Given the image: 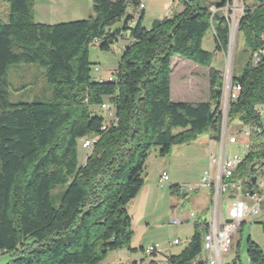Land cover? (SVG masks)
Masks as SVG:
<instances>
[{
  "label": "trees",
  "instance_id": "1",
  "mask_svg": "<svg viewBox=\"0 0 264 264\" xmlns=\"http://www.w3.org/2000/svg\"><path fill=\"white\" fill-rule=\"evenodd\" d=\"M3 1L8 15L0 20V254H12L6 264H103L109 252L128 247L127 204L143 185L149 149L158 147L164 156L203 133L218 140L222 73L210 66L213 54L201 43L211 29L215 50H227L230 26L222 8L232 0H178L180 11L149 27L141 25L143 11L133 17L138 0H93V16L54 24L34 21L33 0ZM251 2L236 33L243 44L239 54L247 55L241 72L232 73L239 90L228 122L238 125L255 121V106L264 103V0ZM128 7L132 13L126 15ZM120 38L127 42L117 72L91 81L89 45L100 40L99 49L109 51ZM174 55L208 68L207 101H171ZM14 63L42 67L53 87L50 99L10 102L7 71ZM259 133L264 138L260 124ZM85 139L91 145L81 144L86 159L78 161L77 141ZM251 140L232 176L244 189L253 186L252 166L264 159V142ZM58 186L65 188L53 194ZM205 230L204 222H195L187 244L169 261L198 260ZM246 252L249 264H264L253 241Z\"/></svg>",
  "mask_w": 264,
  "mask_h": 264
},
{
  "label": "rangeland",
  "instance_id": "2",
  "mask_svg": "<svg viewBox=\"0 0 264 264\" xmlns=\"http://www.w3.org/2000/svg\"><path fill=\"white\" fill-rule=\"evenodd\" d=\"M87 4H82L80 10L68 21L87 19L93 16V0H86ZM6 2L0 0V20L5 22L7 16L3 11ZM252 4L250 0H232V4L222 8L229 19V26L232 32H235L231 38V64L230 72L238 75L247 55L239 54L243 47L242 41L236 38V28L243 7ZM168 7L173 8V12L181 7L178 0H147L145 14L141 25L149 27L155 19H160L168 13ZM132 13V8L128 7L126 15ZM123 19L114 24L110 29L119 28ZM127 39L120 38L111 45L109 51L99 49L100 40L94 41L88 48L89 61L91 64L90 79L98 81L107 80L118 70L121 56L122 45L126 44ZM201 46L204 50L213 54L210 66L221 73L225 70V61L227 59V50L219 52L215 50V43L212 30L209 29L203 39ZM208 68L194 64L193 62L174 55L170 62V99L174 102H205L208 100ZM7 80L9 83V101L29 102L45 101L50 99L52 85L49 84L44 76V70L36 63H14L7 71ZM97 115L106 116L105 111L97 107H91ZM239 123L234 120L229 123L231 133H236ZM175 129L174 132H177ZM208 133H203L196 140L189 144L172 146L167 155L158 154V147H151L145 160L142 173L143 190L127 204V212L131 217L132 234L128 247H122L109 252L102 260L103 264H123L128 263L127 257L147 261L142 249L146 246L158 243L166 253L180 251L193 233L194 218L190 216L200 215V221L207 217V210L211 206V197L208 190L197 187L201 173L208 166ZM247 138L238 135V143L228 144L226 155L233 157L238 155L244 157L247 153L243 142ZM250 141V140H249ZM259 141L264 142V138ZM82 141H77V157L81 161L87 153V149L82 146ZM211 150L216 157L218 143L211 144ZM205 170L203 171V169ZM165 172L168 180L160 185L159 177ZM252 176H255L252 175ZM232 179V178H231ZM233 180V179H232ZM177 184V185H176ZM176 185L178 192L172 190L171 186ZM141 187V188H142ZM64 186H58L52 193H62ZM146 191V193L143 191ZM175 191V192H172ZM146 195L145 198L143 195ZM178 219L181 223L173 224L171 221ZM177 239L178 245L169 246V242ZM248 241H253L264 253V203L255 216L246 218V220L235 230L228 241V250L222 255L223 264L235 261L236 264H249L246 245ZM12 254H0V264H6ZM204 257L203 253L198 255L199 259ZM147 263V262H146Z\"/></svg>",
  "mask_w": 264,
  "mask_h": 264
},
{
  "label": "built area",
  "instance_id": "3",
  "mask_svg": "<svg viewBox=\"0 0 264 264\" xmlns=\"http://www.w3.org/2000/svg\"><path fill=\"white\" fill-rule=\"evenodd\" d=\"M139 4L133 17L137 19L140 13L144 11L147 0H138ZM210 11L214 12L216 8L211 5ZM169 12V10H168ZM135 23V20L132 21ZM232 28H230L231 30ZM258 54H253L252 62L257 63ZM231 53L227 52L225 61V70L221 74L222 86L219 99L217 114L220 115V127L218 140V149L216 157L213 156L212 150L208 153V166L203 172L201 179L197 183V187L208 190L211 197V206L207 210V217L204 222L206 230L202 234V252L203 259L193 260L189 264H223L222 255L228 250V241L235 230L246 220V218L255 216L259 213L264 203V159L258 161L255 165L256 181L249 189H244L240 181L232 180V176L241 162L242 158L238 155L228 157L226 148L228 144L236 145L238 143V135L247 138L243 142V146L248 151L255 143L252 138H262L259 133V123L264 121V103L255 106L256 120L244 125H237L236 133H231L228 122V110L231 102L237 98L239 85L234 83L230 72ZM106 109L105 105H102ZM250 140V141H249ZM91 142L87 139L83 140L82 146L88 148ZM86 157H84V160ZM168 180V176L163 172L159 177L160 185ZM194 218V222H199L200 215L190 214ZM173 224L181 223L178 219L171 221ZM180 243L174 239L169 242V246H175ZM147 256L161 255L162 248L160 244L153 243L142 249ZM154 264H172L167 256L153 261ZM226 264H236L235 261Z\"/></svg>",
  "mask_w": 264,
  "mask_h": 264
},
{
  "label": "crops",
  "instance_id": "4",
  "mask_svg": "<svg viewBox=\"0 0 264 264\" xmlns=\"http://www.w3.org/2000/svg\"><path fill=\"white\" fill-rule=\"evenodd\" d=\"M175 1V0H174ZM251 1V0H250ZM82 4H87L86 0H33V19L35 22L38 23H46V24H54L62 21H68L72 17V14H75L80 8L82 7ZM3 6V11L5 15H8V6L5 4H1ZM146 8V7H145ZM182 7H178V9L175 10V13L180 11ZM169 14L173 12L172 7H168ZM145 14V9L143 11V16ZM167 14V15H169ZM165 15V16H167ZM162 16L161 18L165 17ZM160 18V19H161ZM209 138V137H208ZM209 146H208V153L209 149H211V144L215 143L216 141H212L208 139ZM205 168L203 169V171ZM202 176V173L200 175V178ZM199 181V180H198ZM177 185V184H176ZM144 186L140 189L143 190ZM146 193L145 189L143 193ZM138 193V194H139ZM147 194V193H146ZM209 194V193H208ZM145 198V194L143 195ZM195 223V222H194ZM179 251L173 252V253H166L165 250L162 249L161 255L157 256H147V263L143 262V258L135 259L131 258L130 256L127 257L128 263L126 261L123 264H154V260L160 259L163 256H168L171 254H176ZM198 260H201L197 257ZM203 259V258H202Z\"/></svg>",
  "mask_w": 264,
  "mask_h": 264
},
{
  "label": "water",
  "instance_id": "5",
  "mask_svg": "<svg viewBox=\"0 0 264 264\" xmlns=\"http://www.w3.org/2000/svg\"><path fill=\"white\" fill-rule=\"evenodd\" d=\"M236 31H237V28H236ZM235 32H232L231 30H229V44H228V48H227V52L231 53V38H232V35L234 34ZM252 168L254 169V171H256V168L255 166L253 165ZM256 181V176H252L251 178V183L254 184Z\"/></svg>",
  "mask_w": 264,
  "mask_h": 264
},
{
  "label": "bare ground",
  "instance_id": "6",
  "mask_svg": "<svg viewBox=\"0 0 264 264\" xmlns=\"http://www.w3.org/2000/svg\"><path fill=\"white\" fill-rule=\"evenodd\" d=\"M233 45V43L231 44V46ZM260 126L264 129V121H261V123H259Z\"/></svg>",
  "mask_w": 264,
  "mask_h": 264
}]
</instances>
